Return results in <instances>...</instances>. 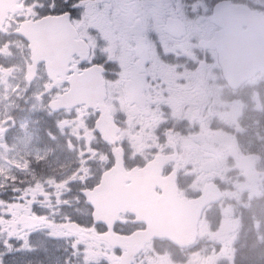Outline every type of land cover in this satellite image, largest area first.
<instances>
[{
    "label": "rangeland",
    "instance_id": "1",
    "mask_svg": "<svg viewBox=\"0 0 264 264\" xmlns=\"http://www.w3.org/2000/svg\"><path fill=\"white\" fill-rule=\"evenodd\" d=\"M33 1L40 4L41 0ZM211 1L188 0L189 10L186 8L185 11L192 13V11L203 10L206 6H210L209 2ZM183 2L185 0H182ZM179 8L183 13L181 4H179ZM80 21L83 27H87L89 24V20L85 16ZM1 38H5L7 41L0 45V129L4 130V132L7 129L8 135L7 143H4L5 137L1 138L2 144L0 143V264H79L78 262L75 263L76 260L73 255L68 253L65 248H58L60 240L67 238L64 231L55 228L50 233H41L40 231H31L32 233L17 231L13 233L10 230L13 222L10 214H13L12 211L15 208L31 211L32 209L29 206L36 199L42 203V209H39V212L44 218L43 223L48 222L47 218L51 213L54 215L59 213L55 208L47 210L44 204L47 196L45 191L52 189L56 195L55 197L61 194L69 198L68 202L70 205L75 206L74 209L68 210L73 217H86L87 210L79 198V191L83 190V187L88 184L93 185L99 174L105 170V166L109 165V160H104L108 152L102 149L104 150L102 152L103 159H92L94 164L91 167L85 163L83 160L84 155L80 153L81 147L86 146V142L83 144L80 142V139H84V131L82 130L85 129V126L82 125L79 119L62 121L69 119L70 117L68 116H62L57 119L61 138H57L54 143L51 142L50 144L48 141L51 136H47L44 142L50 145V148H46L45 146L47 145H44L43 148L41 147L43 144L41 139L36 137V134L38 131L37 124L40 123L41 118V115L37 114L42 113L41 109L45 104L42 97L43 93H41L42 87L34 90L33 86L27 87L25 85L23 71L21 70L24 59V51L20 49L21 45L14 43L13 40L4 35ZM256 81L259 82L256 87L259 86L260 90H264V84H261L263 79ZM251 86L252 89H247L250 91V93H247L249 97L244 101L251 105L250 107H252L253 111L258 112L259 122L264 125V99L260 98V96L264 97V93H251L254 89L256 90L254 84H251ZM211 95L217 100L213 94ZM125 99L127 100L128 98L125 97ZM234 100L235 98H228L227 101L229 103L225 102L224 107L233 106ZM216 106L217 104L212 109L214 113L218 112ZM244 106L246 105L243 104L242 107L241 105L240 107L236 106L230 112L224 111V119L228 126H225L222 130L223 134L221 133L218 139H213L215 135L209 134V140H212L213 144L216 142L220 145L215 155H210L209 174L212 179L218 180L223 185L226 194L224 204L209 211L208 222L212 225L217 222L220 223L219 227L222 230L220 233L224 237L226 248L238 241L237 234L234 236L230 230L227 232V229L232 227V221L240 218L243 219L244 223H249L251 219L264 217V161L261 162L259 160L255 164V166L260 167L262 172L261 177L255 183L247 182L243 176H232L230 179L227 176L235 171L238 166L233 159L226 161L230 155L234 156L235 154L234 144L226 146L231 143L230 141H233L234 134L237 132L230 123L239 124L242 119L240 111ZM15 122L19 123L17 128L10 126L11 123ZM28 128H31L32 134L28 133ZM256 139L262 140L263 146L258 147V150L264 153V131L261 135L256 134ZM28 142H33L36 148L28 151ZM136 147L135 143L126 147V149L130 150L131 159L136 157V154L138 155ZM94 148L91 146L92 151ZM211 148L215 149L216 146ZM45 163H49L50 166L45 168ZM77 169L84 171L80 174L85 177L79 179V184L73 185L76 180ZM40 170L43 171V174H40ZM69 170H72L70 175H64L57 182L51 180L56 178V176L52 175V172H54L53 174L58 172V175H60V172ZM87 170L89 171L86 172ZM254 170L253 168L251 171ZM243 179L246 184L250 185V189L248 192L241 194L240 188L244 185V183L242 185ZM51 181H54V184L48 188V182L51 183ZM82 181H84V184ZM45 183L46 186H44ZM72 186L73 190L69 191ZM25 188L26 192H23ZM27 198L28 201H26ZM22 203L26 206L22 207ZM49 206L51 205L49 204ZM18 216L22 217L26 216V214L23 212V214H18ZM51 234L52 237L46 236H51ZM238 246H240L238 249L249 246L245 253L238 255V257L236 256L235 261L238 264H264V242L252 236H242L241 244L239 243ZM158 248L162 249V246ZM64 250L66 251L63 252ZM77 252L78 248L75 251L76 255ZM104 252L106 251L104 250ZM81 253V257L84 256V261L91 259L83 248ZM232 253V250L213 249L212 257L214 263L231 264ZM105 259V255L102 254L97 258L96 264H102L100 262ZM110 264L117 263L110 260Z\"/></svg>",
    "mask_w": 264,
    "mask_h": 264
},
{
    "label": "flooded vegetation",
    "instance_id": "2",
    "mask_svg": "<svg viewBox=\"0 0 264 264\" xmlns=\"http://www.w3.org/2000/svg\"><path fill=\"white\" fill-rule=\"evenodd\" d=\"M245 1L251 4V0ZM129 3L130 6H129ZM264 8V6H263ZM115 12V13H114ZM91 22L96 25L106 26L114 29H119L125 21L124 30L129 29V34L132 36H142L143 31L139 26L144 27L145 21H150L149 26L154 25L156 28L158 47L163 54L158 58V62L166 68L155 63L152 59L151 67H140L135 65L131 59L121 55H112L109 53H101L96 50L94 64L102 65L105 69L107 78L119 86L125 84L126 88L115 93H124L115 96V101L121 102L134 98L137 88L142 95L138 102L142 110L140 114L141 122L137 125V133L131 135L126 133L124 144L131 141L136 142L139 148L140 157L146 159L155 155H167L176 149V162L173 166H168L164 170V175L174 171L177 175V186L180 197L183 199H195L202 190L204 183L208 182V152L205 148L202 137L195 135H185V132L190 129L191 124L199 126L207 117L210 108L214 106V99L211 93L214 91L215 76L217 74L216 56L211 51L199 49L197 46V34L205 33V23L199 17V24L192 23L191 30L179 36L168 35L164 31V26L167 22L176 20L179 16L178 11L167 0H111L109 5L95 3L90 10ZM28 17L30 13L28 10ZM189 27V26H188ZM188 27L184 32L188 31ZM195 31V32H194ZM205 37L199 36V40H205ZM145 49V64L148 65L153 55L148 51L147 43L144 38H140ZM134 51L133 48L129 49ZM155 54L157 52L155 51ZM78 69H81L78 67ZM65 79V68L60 70ZM38 74L46 77L44 67L38 69ZM180 82L181 84H178ZM65 90L62 86H54L49 83V87L45 88L46 93H62ZM144 93H150L144 95ZM151 93H153L151 95ZM148 105L154 108L164 106H178L179 109L172 116L164 119V124L157 127L158 121H148ZM127 113H133L130 107H123ZM203 116V118H201ZM119 124L126 129H130L131 121L120 112ZM160 123V121H159ZM174 149V150H175ZM87 162V159L84 158ZM74 170V169H72ZM72 170L70 172H72ZM76 180L73 185L80 183V174L84 171L76 170ZM69 175V174H68ZM84 184V181H82ZM92 185L84 186L83 189H90ZM73 188V186H72ZM73 205V204H72ZM51 208L54 206H50ZM206 208L199 221L202 222L207 215ZM28 216H33L32 211H26ZM77 220L66 219L62 224L64 228L69 222H76L80 226L78 233H68L70 238L67 240L65 249L71 253L79 264H96L98 256L105 255V264H110V260L116 262L119 252L112 251L104 246V250L97 248V233L104 232L103 227L94 225L90 217H77ZM126 222L132 224V218L124 217ZM198 224V238H205L204 242L184 251L176 250V253H181L188 257L183 264H207L209 261V248L219 247L218 234H207V229L200 234ZM40 220H38V230ZM116 226L114 231L121 235H127L128 231L123 226ZM78 252L77 255L75 251ZM88 254L84 261V256L81 257V249ZM64 250L63 252H65ZM69 258V257H68ZM79 260V261H78ZM83 260V262H82ZM72 262V261H71ZM74 263V262H73ZM133 264H182L178 260L174 261L170 253H158L149 250L138 256Z\"/></svg>",
    "mask_w": 264,
    "mask_h": 264
},
{
    "label": "water",
    "instance_id": "3",
    "mask_svg": "<svg viewBox=\"0 0 264 264\" xmlns=\"http://www.w3.org/2000/svg\"><path fill=\"white\" fill-rule=\"evenodd\" d=\"M213 22L221 28V31L214 37L211 47L218 51L223 76L232 89L238 88L257 71L264 72V20L262 18L246 10L219 5L214 10ZM243 27L248 29L242 31ZM25 38L28 41V38ZM113 155L115 165L102 177L99 187L102 194L99 201L88 199L89 204L96 209L94 215L96 222L102 220L101 213L106 210L109 214L118 216L125 212L137 215L140 208L145 209L141 222L147 224L146 230L118 239L117 246L125 249L127 256L133 258L151 239L160 237H167L172 243L186 247L191 235L190 233L186 235L188 225L180 224L179 210H172L164 216L163 213L168 210V207L165 208V203L152 204L151 210L146 208V204L140 205L141 195L148 192V176L142 183L141 171L133 170L125 174L121 151L115 150ZM156 164L159 165L158 161H153L149 166L152 168ZM162 164L163 162L160 166ZM151 180L156 181L157 177ZM126 181H130L131 185L126 186ZM207 197L208 200L205 199V203L220 200V195L211 186L208 188ZM169 204L172 208L171 203ZM194 228L195 225H193V232Z\"/></svg>",
    "mask_w": 264,
    "mask_h": 264
}]
</instances>
